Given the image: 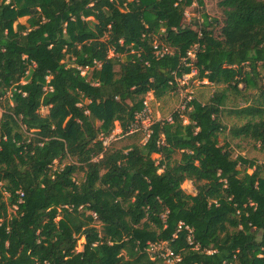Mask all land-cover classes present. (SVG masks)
I'll return each mask as SVG.
<instances>
[{"label":"trees","instance_id":"16d2710c","mask_svg":"<svg viewBox=\"0 0 264 264\" xmlns=\"http://www.w3.org/2000/svg\"><path fill=\"white\" fill-rule=\"evenodd\" d=\"M193 4L0 0V264H163L148 243L181 264H264V167L219 144L225 92L259 88L264 0H219L221 19L184 24ZM192 73L224 89L153 122L143 144L103 146L115 123L141 133L126 134L144 97ZM263 95L227 113L243 121L231 137L264 152Z\"/></svg>","mask_w":264,"mask_h":264},{"label":"rangeland","instance_id":"374dc122","mask_svg":"<svg viewBox=\"0 0 264 264\" xmlns=\"http://www.w3.org/2000/svg\"><path fill=\"white\" fill-rule=\"evenodd\" d=\"M204 3V7L199 8L196 4H193L190 8L186 9L184 15V24L193 23V21H201L200 19V12L205 11L209 17L212 18H222L221 9L218 7L219 0H202ZM27 18L19 19V22L22 24H26ZM112 56V54H110ZM117 70V68H115ZM194 73L187 76V81L184 83H180V89L173 94H169L168 96L160 99L155 100L152 99L150 95L151 93L147 94L144 98L149 101V106L151 109V120L152 122L162 121V120H169L171 114L174 111L181 110L182 105L185 104V101H190L191 99H197L201 103H207L215 93H220L224 87L220 85H212L208 84L206 81L199 82L196 79H193ZM242 85H240V88ZM258 89L251 88L250 90L244 91L243 94L238 95L232 91L225 92V99L223 104V112L220 115L221 123L228 129L225 132L219 135V144L220 145H229V149L232 153L233 157L238 155L245 157L247 159L255 160L257 164L261 167H264V152L259 149L258 144L250 141L248 139H234L231 137L229 132V128L232 126H239L243 123L229 115L227 112L231 109L244 107L250 103H253L255 99L259 97L262 93H264V66L259 67V80L257 83ZM264 99V95L262 96ZM182 111V110H181ZM47 109L43 108L40 110V114L45 115L47 114ZM1 115V111H0ZM186 123V122H185ZM98 125V122H95ZM115 135V140L118 139L112 147H125L132 143L143 144L145 141L144 136L141 133H138L136 137H122L121 136V129L118 123H115L114 130L112 132ZM186 152H180L174 155V159L179 160L181 156H183ZM153 159L159 160V155H152ZM71 162L70 160L66 159L63 160L61 163L59 161H55L52 167L53 170L61 168L65 163ZM244 167L241 168L243 170ZM253 169H247L246 172L251 174ZM262 176L264 177V170L262 171ZM76 181L80 182L81 174L75 176ZM181 188L187 194L194 195L195 193V186L191 181H185ZM13 209L9 210V214L13 213ZM84 243V239L81 238L77 242V250H82V245Z\"/></svg>","mask_w":264,"mask_h":264},{"label":"built area","instance_id":"2783aa9c","mask_svg":"<svg viewBox=\"0 0 264 264\" xmlns=\"http://www.w3.org/2000/svg\"><path fill=\"white\" fill-rule=\"evenodd\" d=\"M155 55L156 56H162L164 54H171L170 49L168 48H161L158 49L157 46L154 47ZM111 54V53H110ZM188 55L192 58L193 55L191 53H188ZM100 64H97V67H99ZM88 69H82L81 74L84 75ZM187 76L184 75L181 80L179 81L180 83H184L187 81ZM189 101H185V104L182 105L181 110L185 109V106ZM144 108L141 112L135 115L134 121L128 128V132L126 134H132L135 132H141L142 135L145 138V141L147 138L150 136L151 131H150V126L152 125V120H151V109L149 106V101L144 98L143 102ZM179 110V111H181ZM102 141V144L104 147H108L109 144L115 140V135L111 133L107 137L100 138ZM23 194H20V199L22 198ZM21 202V200H20ZM146 252L150 255V258L152 260H160L162 261L163 264H181V258L176 255L171 249L167 247L166 243H148V246L146 248Z\"/></svg>","mask_w":264,"mask_h":264},{"label":"crops","instance_id":"0c3cea01","mask_svg":"<svg viewBox=\"0 0 264 264\" xmlns=\"http://www.w3.org/2000/svg\"><path fill=\"white\" fill-rule=\"evenodd\" d=\"M151 96V98L153 99V96L152 95H150Z\"/></svg>","mask_w":264,"mask_h":264}]
</instances>
